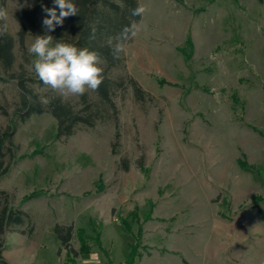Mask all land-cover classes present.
I'll return each mask as SVG.
<instances>
[{"label": "rangeland", "instance_id": "obj_1", "mask_svg": "<svg viewBox=\"0 0 264 264\" xmlns=\"http://www.w3.org/2000/svg\"><path fill=\"white\" fill-rule=\"evenodd\" d=\"M4 1L16 40L15 15L33 0ZM138 3L148 6L146 27L111 75L134 78L145 101L117 92V126L80 127L59 141L48 114L17 125L0 190L29 219L3 236L8 264H124L131 245L134 264H264V0ZM42 28H28L23 48L15 42V69L23 65L40 98L61 97L32 69L31 44L49 35ZM17 99L15 84L0 82V131ZM56 224L96 229L101 249L90 241L89 254L68 261ZM71 247L79 250L76 236Z\"/></svg>", "mask_w": 264, "mask_h": 264}, {"label": "trees", "instance_id": "obj_2", "mask_svg": "<svg viewBox=\"0 0 264 264\" xmlns=\"http://www.w3.org/2000/svg\"><path fill=\"white\" fill-rule=\"evenodd\" d=\"M73 3L79 8L78 15L66 17L63 25H58L54 31L49 32V35L54 37L53 43L64 42L78 48L87 47L97 51L103 60L101 65L104 68L103 83L97 91H92V95L85 92L84 95L78 96L76 104L64 101L57 95L47 96L46 98L50 102L47 105L42 104L39 95L31 88V84L35 83V80L28 76L23 65H19L18 69H15L14 45L17 42L20 48L24 47L28 28L43 33L42 22L46 17L44 9L56 8L59 13V8L54 0H33L30 4L23 5L15 15V18L21 22L15 34L16 40L9 32L0 36V82L14 83L18 96L13 116L9 120L7 128L0 131V179L7 175L11 162L15 159L13 137L17 125L25 123L31 116L50 115L56 124L54 140L59 141L73 136L80 127L93 128L99 123L108 121H112L117 126L118 110L113 100L117 92L123 93L127 89H131L134 99L138 102H144L147 97L138 82L131 76L126 74L113 77L111 75L113 70L124 67V56L122 53L119 59H115L112 49L106 44L109 37H115L130 21L141 20V17H132L130 14L131 9L139 4L138 0H73ZM0 7L6 8L4 0H0ZM93 29L95 30L94 38ZM186 41L191 45L189 38ZM40 83L43 85L42 82ZM6 113L4 106L0 103V114L6 116ZM114 138L111 153H115V148L118 145L116 130ZM238 164L242 169L249 168L243 160ZM120 165L122 170H128L126 161L122 160ZM139 166L141 168V162H139ZM35 197H37L36 194L32 192L25 197L24 202ZM28 219L29 217L24 211L13 206L11 196L6 191L0 190V264H8L3 257L4 234L12 227L23 225ZM53 232L60 247L65 250L68 261L76 259L79 255L89 254L90 245L88 243L90 241H93L101 249L100 234L94 228L92 236H87L83 229L74 232L72 225L56 224ZM31 233L32 228L29 229L28 236ZM74 236L79 242V250H74L71 247ZM60 249L58 253H60ZM137 257V248L135 245L133 247L131 245L124 264H134Z\"/></svg>", "mask_w": 264, "mask_h": 264}, {"label": "clouds", "instance_id": "obj_3", "mask_svg": "<svg viewBox=\"0 0 264 264\" xmlns=\"http://www.w3.org/2000/svg\"><path fill=\"white\" fill-rule=\"evenodd\" d=\"M59 8H45L46 17L43 26L47 32H52L59 25L62 26L66 17L76 16L79 8L73 0H54ZM148 6L138 4L131 9L132 17H141L140 21L132 20L122 27L115 37H109L106 44L112 49L115 59H119L126 52V43L137 38L142 29L143 17L148 12ZM8 11L0 7V36L8 32ZM95 30L93 29V38ZM54 37L48 35L35 36L29 48V53L36 58L32 61V69L39 80L48 88L58 93L61 97L81 96L86 91H97L104 80L102 57L95 50L78 48L64 42L53 43ZM40 102L47 105L50 101L41 97Z\"/></svg>", "mask_w": 264, "mask_h": 264}, {"label": "crops", "instance_id": "obj_4", "mask_svg": "<svg viewBox=\"0 0 264 264\" xmlns=\"http://www.w3.org/2000/svg\"><path fill=\"white\" fill-rule=\"evenodd\" d=\"M27 239H28V240H31L32 238H28V237H27ZM3 254H4V256H3V257L6 259V256H5V251L3 252ZM79 258H80V256H79ZM76 260L78 261V259H76ZM6 261H7V259H6Z\"/></svg>", "mask_w": 264, "mask_h": 264}]
</instances>
